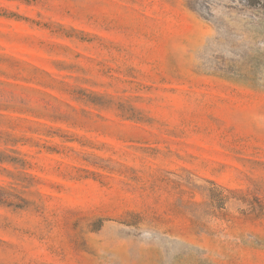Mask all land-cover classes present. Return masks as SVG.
I'll return each mask as SVG.
<instances>
[{
	"label": "rangeland",
	"instance_id": "obj_1",
	"mask_svg": "<svg viewBox=\"0 0 264 264\" xmlns=\"http://www.w3.org/2000/svg\"><path fill=\"white\" fill-rule=\"evenodd\" d=\"M0 264H264V0H0Z\"/></svg>",
	"mask_w": 264,
	"mask_h": 264
},
{
	"label": "trees",
	"instance_id": "obj_2",
	"mask_svg": "<svg viewBox=\"0 0 264 264\" xmlns=\"http://www.w3.org/2000/svg\"><path fill=\"white\" fill-rule=\"evenodd\" d=\"M15 163L16 159H10L8 157H4L2 153H0V163ZM18 199V203H7V199L4 197V193L2 192V190H0V203L1 204H5L9 207H13L15 209H23L25 207H27L28 202L25 201L24 199H21L20 197H17Z\"/></svg>",
	"mask_w": 264,
	"mask_h": 264
}]
</instances>
